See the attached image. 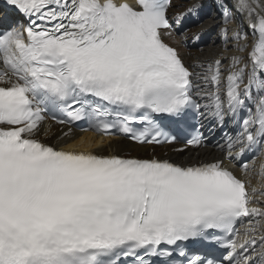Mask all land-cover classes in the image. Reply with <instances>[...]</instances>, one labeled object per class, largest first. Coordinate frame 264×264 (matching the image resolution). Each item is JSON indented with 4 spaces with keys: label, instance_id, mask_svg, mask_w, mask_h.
<instances>
[{
    "label": "snow or ice",
    "instance_id": "obj_1",
    "mask_svg": "<svg viewBox=\"0 0 264 264\" xmlns=\"http://www.w3.org/2000/svg\"><path fill=\"white\" fill-rule=\"evenodd\" d=\"M6 3L27 24L0 31V264H264V208L250 206L260 201L246 179L264 156V0L224 9L225 45L233 13L255 39L249 50L248 33L234 29L238 54L203 73L165 41L172 0H138L140 10L122 0ZM253 89L257 102L246 108ZM241 110L242 127L223 146L228 159L254 153L241 176L223 159L182 166L38 138L48 119L83 120L139 144L171 143L173 129L195 131L193 112L222 125Z\"/></svg>",
    "mask_w": 264,
    "mask_h": 264
},
{
    "label": "bare ground",
    "instance_id": "obj_2",
    "mask_svg": "<svg viewBox=\"0 0 264 264\" xmlns=\"http://www.w3.org/2000/svg\"><path fill=\"white\" fill-rule=\"evenodd\" d=\"M183 0H174L172 1L173 8L178 7L179 4L182 3ZM186 6H183L182 10H188L192 7L193 4H198L199 7L195 10L201 12V14L205 17L202 26L195 29V32L202 37L206 44L203 48L196 47L190 50V56H185L186 61L195 73H203L206 71L207 64L214 62L215 60L219 59L222 61L224 68L228 67L229 60L228 57L237 55L236 51V42L231 39L233 32H228V43H225L221 37V28H222V16L225 7L227 6L230 10L233 7L234 0H189ZM185 5V4H184ZM172 9V8H171ZM175 10V9H174ZM173 11V9H172ZM177 11V10H176ZM218 13L220 16L218 17ZM234 19L238 23V28L241 29L243 32L248 33V43H249V50H251V44L255 39L251 30L247 27V21L244 20L239 14L233 13ZM4 14H0V20ZM194 17L199 18L197 14ZM187 39V38H186ZM190 46V45H189ZM182 48V46H180ZM182 54L185 55V49L182 50ZM204 65V68L196 67V65ZM224 76H227V72H224ZM203 86V81L201 80L200 83ZM111 139H103L98 137L93 133H85L82 134L80 137H76L73 139L64 138L63 141H70L68 146H80L95 149L99 146H104L108 143ZM217 146H220L218 144ZM140 150V147H136ZM205 150H209L208 147L203 148L199 152H203ZM259 165V163H258ZM260 168L256 167L255 169H251L250 175L246 177V179L250 180V189L256 188L258 191L256 193L257 200L260 203H257L261 208H264V196L260 195L261 192H264V176L259 175ZM242 174V171H241ZM258 180V181H257ZM257 181V182H256Z\"/></svg>",
    "mask_w": 264,
    "mask_h": 264
},
{
    "label": "rangeland",
    "instance_id": "obj_3",
    "mask_svg": "<svg viewBox=\"0 0 264 264\" xmlns=\"http://www.w3.org/2000/svg\"><path fill=\"white\" fill-rule=\"evenodd\" d=\"M187 1H189V0H183L182 3L180 4V6H178V7L181 8L182 6H186L187 3H184V2H187ZM184 4H185V5H184ZM178 7H175V8H174V9H175V10H174V11H175L174 13H175V14L183 13L182 11H176V10L179 9ZM187 39H188V41L190 40V38H187Z\"/></svg>",
    "mask_w": 264,
    "mask_h": 264
}]
</instances>
